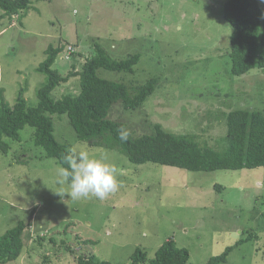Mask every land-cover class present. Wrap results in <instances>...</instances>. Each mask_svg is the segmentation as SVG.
Listing matches in <instances>:
<instances>
[{"label":"rangeland","instance_id":"obj_1","mask_svg":"<svg viewBox=\"0 0 264 264\" xmlns=\"http://www.w3.org/2000/svg\"><path fill=\"white\" fill-rule=\"evenodd\" d=\"M227 1L31 0L18 14L0 9V89L10 105L21 88L27 103L36 105L37 90L46 83L37 66L50 44L65 46L53 64L63 75L72 65L80 70L95 44L114 59L139 54L131 73L97 70L99 77L130 89L157 79L143 104L125 109L116 102L108 118L123 122L132 137L151 134L159 123L169 132L214 144L226 134L223 112L264 113V69L240 76L230 71ZM259 3L264 10V0ZM68 45L75 51L65 59ZM79 91V78L72 76L51 96ZM51 117L60 143L107 152L121 169L120 186L104 200L60 197L55 180L61 165L34 144V128L26 125L18 141L5 138L9 150L0 152V236L19 221L29 223L21 255L7 264H75L79 255L130 264L136 249L150 260L168 239L188 250V264H207L233 244L226 262L219 264H264V167L190 171L135 164L116 148L80 141L66 114Z\"/></svg>","mask_w":264,"mask_h":264},{"label":"trees","instance_id":"obj_2","mask_svg":"<svg viewBox=\"0 0 264 264\" xmlns=\"http://www.w3.org/2000/svg\"><path fill=\"white\" fill-rule=\"evenodd\" d=\"M30 3L31 0H0V9L5 14H18L27 10ZM224 18L232 26L231 74L240 76L254 68L264 69V10L259 0H228L224 6ZM68 46L73 48L70 58L75 48ZM64 47L50 44L45 49L46 57L37 70L46 76V83L37 90L36 105L27 103L23 88L10 105L0 89V152L6 154L9 150L5 138L20 140V131L29 125L34 128V144L62 165V156L69 147L56 139L51 115L66 114L80 141L90 146L116 148L135 164L153 162L190 171L264 167V113L261 110L238 108L223 112L226 134L214 144L200 141L198 135L169 132L159 123L154 124L151 134L129 136L126 142L121 141L118 133L125 125L108 118L111 107L116 102H121L125 109L140 106L155 90L157 79L149 78L144 84L130 89L122 82L99 77L98 69L131 73L140 57L131 54L114 59L99 44H95L93 55L85 59L80 70H74L72 65V70L63 75L53 68V64ZM72 76L79 78V93L54 99L52 90ZM217 143L220 144L218 149L215 148ZM28 226L29 223L19 221L0 236V264L19 258L25 246L23 232ZM233 245L210 258L207 264L226 262ZM130 259V264H188L189 253L186 248L178 247L173 239H168L159 246L152 259L147 260V255L140 249H136ZM75 264L110 262L98 260L94 255H79Z\"/></svg>","mask_w":264,"mask_h":264},{"label":"clouds","instance_id":"obj_3","mask_svg":"<svg viewBox=\"0 0 264 264\" xmlns=\"http://www.w3.org/2000/svg\"><path fill=\"white\" fill-rule=\"evenodd\" d=\"M118 135L126 142L130 133L121 127ZM120 175L121 169L107 152H92L86 144L76 143L62 156L55 193L60 197L67 195L73 201L93 197L104 200L118 190Z\"/></svg>","mask_w":264,"mask_h":264},{"label":"built area","instance_id":"obj_4","mask_svg":"<svg viewBox=\"0 0 264 264\" xmlns=\"http://www.w3.org/2000/svg\"><path fill=\"white\" fill-rule=\"evenodd\" d=\"M73 51V48L71 46H68L66 49V56L65 57H69V54H71V52Z\"/></svg>","mask_w":264,"mask_h":264}]
</instances>
